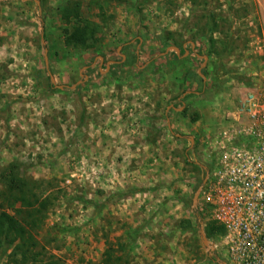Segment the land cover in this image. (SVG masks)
<instances>
[{"label": "rangeland", "instance_id": "374dc122", "mask_svg": "<svg viewBox=\"0 0 264 264\" xmlns=\"http://www.w3.org/2000/svg\"><path fill=\"white\" fill-rule=\"evenodd\" d=\"M38 1L0 0V173L50 197L37 259L212 264L200 193L226 137L264 127V0Z\"/></svg>", "mask_w": 264, "mask_h": 264}, {"label": "built area", "instance_id": "2783aa9c", "mask_svg": "<svg viewBox=\"0 0 264 264\" xmlns=\"http://www.w3.org/2000/svg\"><path fill=\"white\" fill-rule=\"evenodd\" d=\"M216 151L201 190L207 219L223 227L208 248L226 264H264V127L242 130Z\"/></svg>", "mask_w": 264, "mask_h": 264}, {"label": "trees", "instance_id": "16d2710c", "mask_svg": "<svg viewBox=\"0 0 264 264\" xmlns=\"http://www.w3.org/2000/svg\"><path fill=\"white\" fill-rule=\"evenodd\" d=\"M79 4L66 6L62 9V16L65 19L78 18V22L72 28L65 30V43L72 46L86 47L89 41L94 38L95 28L92 22L80 19ZM217 31V25L213 27ZM184 48L181 51L184 52ZM18 166L10 163L0 173L4 189L0 192V198L8 202V208L14 211L9 213L3 208L0 211V244L6 242L13 245L10 252V259L13 264H41L37 258L36 247L38 242L34 230L40 227L44 219L45 211L50 204L49 196H41L37 192L38 182L27 180L18 173ZM19 203L17 207L16 204ZM197 207L193 208L197 212ZM15 213L22 214L21 218ZM207 237L223 233V227L210 221L205 226ZM104 264H115L112 260L110 248L104 253ZM217 257V253H213ZM47 264H57L52 261Z\"/></svg>", "mask_w": 264, "mask_h": 264}, {"label": "water", "instance_id": "95a60500", "mask_svg": "<svg viewBox=\"0 0 264 264\" xmlns=\"http://www.w3.org/2000/svg\"><path fill=\"white\" fill-rule=\"evenodd\" d=\"M36 2L39 3L38 0H36ZM174 49H176V50L178 51V48L175 47V46H174ZM59 87H60V88H63L62 85H59ZM190 142H191V144L193 143V138H192V137H191V139H190ZM205 181H206V177H205V179L203 180V182L205 183ZM200 188H201V187H199V188L195 191V193H194V195H193V198H192V207H193V208H195L196 205H197V202H198V195H199V192H200ZM202 242H203V244H204L207 248H209L211 251H213V245H212V242H211L210 240H208V238L206 237L204 231H202ZM215 261H216L217 263H219V264H226V262H225L223 259H221L220 257H216V258H215Z\"/></svg>", "mask_w": 264, "mask_h": 264}]
</instances>
